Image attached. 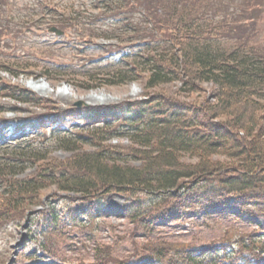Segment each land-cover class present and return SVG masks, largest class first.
Masks as SVG:
<instances>
[{"label":"rangeland","instance_id":"374dc122","mask_svg":"<svg viewBox=\"0 0 264 264\" xmlns=\"http://www.w3.org/2000/svg\"><path fill=\"white\" fill-rule=\"evenodd\" d=\"M104 1L0 0V78L47 101L45 107L38 109L17 105L13 100L3 98L7 94H1L0 146L13 140L10 134H5L12 126L23 129L22 135H40L37 139L43 142L55 131L56 136L62 135L66 145L72 146L81 135L87 136V131L83 130L87 127L82 126L91 125L85 118L93 109L110 110L115 114L113 119H119V115H127L130 119L133 116L127 114L129 104L147 101L160 91L170 105L176 104V95L182 86L176 82L152 91L145 90L142 81L96 87L85 77L90 73L103 76L112 69L109 68L112 62L116 66L114 69L121 66L119 62L126 55L139 53L137 57H140L144 51L161 50L163 38L169 37L172 26L167 21L170 12L158 10L167 4L174 5L172 9L176 10V0H134L135 3L127 0L129 4L123 9H117L112 0H107L109 4ZM222 1L231 0H218L217 3ZM232 2L230 10H218L233 13L234 29L226 33L227 38H213L212 42L229 45L236 42L238 36L247 35L259 47H264V13L254 14L253 24L242 25L237 13L245 0ZM101 6L108 8L101 9ZM196 19L203 29L205 25L213 24L212 15ZM222 19V16L215 19L214 28L222 31ZM52 27L64 35L58 37L51 33ZM58 67H64L70 75H60L64 73H59ZM45 69H51L49 78L41 77ZM202 87L199 94L190 97L180 94V101L191 109L196 104L215 103L217 95L213 87L210 84ZM14 108L20 112L13 111ZM152 108L148 107L149 112H153ZM37 117L44 127L43 132L42 126H31ZM125 124L120 120L103 131L105 136H117L113 137L110 146L126 149L130 145L136 146L132 143L133 133L122 126ZM96 140L102 147V138L98 136ZM58 144L51 148L53 158L59 161L71 159L72 152ZM84 149L97 150L89 146ZM2 156L0 153V160ZM196 160L188 156L181 162L192 165ZM215 161L227 167L225 158H216ZM132 164L139 165L137 162ZM30 172L33 169H29ZM212 186L204 182L196 186L201 187L200 191H170V194L158 198L136 192L133 196L109 194L91 200L50 188L42 192V206L26 214L11 213L12 218L9 216L0 223V264H96V254L102 251L110 252L118 261L139 264L140 260L151 257L146 245L152 237L200 252H213L224 245L230 248L226 250L242 251L249 247L251 240L264 239V216H242L237 198L211 199L204 190H210ZM181 197L184 198L180 206L184 207L179 208L176 204ZM85 211L98 217L90 227L85 222ZM31 212L34 214L30 215ZM136 214L137 220L134 218ZM52 217L57 221L56 226L52 224ZM51 227L55 233L49 239L43 235V230ZM42 244L52 247L53 252H45Z\"/></svg>","mask_w":264,"mask_h":264},{"label":"trees","instance_id":"16d2710c","mask_svg":"<svg viewBox=\"0 0 264 264\" xmlns=\"http://www.w3.org/2000/svg\"><path fill=\"white\" fill-rule=\"evenodd\" d=\"M111 2L117 9L127 8L129 4L127 0ZM217 2L176 0V10L172 9L174 5L162 6L158 11L166 9L170 12L167 21L172 29L169 37L163 38L161 50H151L131 59L124 69L103 76L99 73L85 75L96 87L142 81L145 90L153 91L176 82L182 85L179 95L187 97L199 94L202 86L210 84L217 101L196 104L191 109L180 101L179 95H176V104L170 105L160 91L147 101L129 104V113L133 117L123 122L133 133L132 143L136 146L130 145L128 149L110 146L113 137L117 136L103 135L104 130L119 120L113 119L115 114L110 110H93L87 117L93 123L83 129L87 136L81 135L72 146L66 145L62 135L56 136L55 131L47 138L51 139L49 142L39 141L37 138L41 136L35 133L16 138L0 149L4 155L0 160V223L9 216L12 218L11 213L26 214L42 206V192L50 188L78 195L83 200L109 194L133 196L136 192L156 198L175 189L200 191L201 187L196 186L204 182L213 185L210 190H204L211 199L237 198L244 215L264 216V47H259L247 35L238 36L236 42L229 45L212 42L213 38H227L226 33L234 29L233 13L218 10H230L232 0ZM130 9L133 10L132 6ZM259 11L264 13V0H245L237 13L238 22L253 24V16ZM209 15L213 17V24L205 25L203 29L196 18ZM218 16L223 17L222 31L214 28ZM50 73L45 69L41 77L49 78ZM1 94H7L3 98L11 99L17 105L32 108L42 109L47 103L33 92L10 85L3 78H0ZM148 107H153V112H149ZM13 111L20 112L15 108ZM33 120L30 125L42 126L43 132L38 117ZM19 132L21 129L14 133ZM98 136L102 138V147L97 143ZM57 144L72 152L71 159L59 161L53 158L51 148ZM85 146L97 150L87 151ZM188 156L196 158V163L185 165L181 162ZM216 158H225L227 167L217 163ZM29 169L33 172L29 173ZM183 198L176 204L179 208L184 207L180 206ZM85 214L86 224L89 227L95 224L98 217L89 211ZM134 216L137 220V214ZM52 224H57L53 217ZM145 228L148 229L146 225ZM49 229H44L43 235L51 239L55 229ZM152 238L146 249L155 264H237L247 258V253L255 261H262L260 255H264L262 238L261 241L251 240L249 247L245 246L246 250L231 254L224 251L222 257L220 253H199L185 245ZM42 249L53 252V248L45 244ZM102 252L96 254V264H127L115 259L108 251Z\"/></svg>","mask_w":264,"mask_h":264},{"label":"water","instance_id":"95a60500","mask_svg":"<svg viewBox=\"0 0 264 264\" xmlns=\"http://www.w3.org/2000/svg\"><path fill=\"white\" fill-rule=\"evenodd\" d=\"M79 106H81V104H79Z\"/></svg>","mask_w":264,"mask_h":264}]
</instances>
